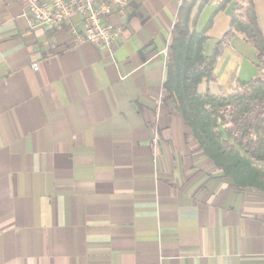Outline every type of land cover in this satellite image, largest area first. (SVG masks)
<instances>
[{
  "label": "crops",
  "instance_id": "1",
  "mask_svg": "<svg viewBox=\"0 0 264 264\" xmlns=\"http://www.w3.org/2000/svg\"><path fill=\"white\" fill-rule=\"evenodd\" d=\"M181 2L129 0L108 52L31 30L20 0H0V264H264V194L225 178L163 100ZM216 3L197 16L205 56L234 12ZM260 74L235 35L198 91Z\"/></svg>",
  "mask_w": 264,
  "mask_h": 264
},
{
  "label": "trees",
  "instance_id": "2",
  "mask_svg": "<svg viewBox=\"0 0 264 264\" xmlns=\"http://www.w3.org/2000/svg\"><path fill=\"white\" fill-rule=\"evenodd\" d=\"M208 0H182L168 44L163 100L189 128L196 148L237 188L264 194V74L234 80L230 93H201L198 86L215 80L214 67L228 39L239 35L252 46L264 67V32L252 0H217L216 11L233 3L234 12L223 37L209 56L203 47L207 28L196 29L197 16ZM195 11V12H194Z\"/></svg>",
  "mask_w": 264,
  "mask_h": 264
},
{
  "label": "built area",
  "instance_id": "3",
  "mask_svg": "<svg viewBox=\"0 0 264 264\" xmlns=\"http://www.w3.org/2000/svg\"><path fill=\"white\" fill-rule=\"evenodd\" d=\"M29 29L63 28L73 43L111 52L124 31L129 0H20ZM78 19V23L74 20Z\"/></svg>",
  "mask_w": 264,
  "mask_h": 264
}]
</instances>
